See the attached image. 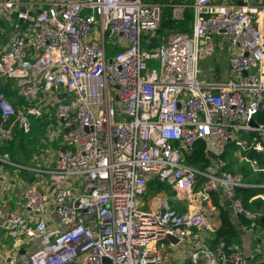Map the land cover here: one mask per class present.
<instances>
[{"label": "built area", "instance_id": "2783aa9c", "mask_svg": "<svg viewBox=\"0 0 264 264\" xmlns=\"http://www.w3.org/2000/svg\"><path fill=\"white\" fill-rule=\"evenodd\" d=\"M35 6L19 11L18 0H0V14L19 22L0 53V79H12L29 99L38 92L49 97L68 132L53 167L8 163L52 188L22 190L32 219L4 214L0 205V227L13 245L34 246L23 263L164 264L170 235L195 245L192 264H254L224 243L201 247L191 231L209 230L194 202L218 191L247 229L264 217L244 207L237 191L249 188L245 176L228 172L221 160L233 144L264 177V165L250 156L264 157V125L254 119L264 110V0H37ZM165 8L174 22L190 11L192 31L157 39ZM215 36L228 43L225 81L200 78V61L216 53ZM40 115L33 106L18 111L0 91V142L13 141L16 125L28 133L30 118ZM197 142L215 157L210 174L186 159ZM199 180L205 181L196 192ZM150 181L169 185L188 209L178 213L165 199L144 204ZM49 209L56 225H49Z\"/></svg>", "mask_w": 264, "mask_h": 264}, {"label": "crops", "instance_id": "0c3cea01", "mask_svg": "<svg viewBox=\"0 0 264 264\" xmlns=\"http://www.w3.org/2000/svg\"><path fill=\"white\" fill-rule=\"evenodd\" d=\"M36 1L37 0H18L19 11H23L24 6H26L33 12L35 8L37 9V6H35ZM15 22L19 23L16 16L8 19L0 14V53L6 49L9 39L14 33L13 25ZM211 68L214 69V67ZM225 71H227V66ZM225 71H223V74V72L217 68L215 69V72L209 73V76L206 79L225 81L228 78ZM223 75L224 77L226 76V78L221 80V76ZM0 91L5 93L9 102L18 111H25L29 106L40 109L41 115L39 117L32 116L30 118L31 126L37 122L45 124V132L42 137H39L37 145L32 148L31 156L27 160L21 158L18 165L26 168L53 167L58 153L66 148V132L61 129V126L55 120L53 101L44 94H41V92H38L32 99L23 96L18 93L16 84L12 79H0ZM14 128L16 129L18 126L16 125ZM249 136L250 135L242 134L243 138H249ZM234 149H237L234 145L228 144L226 146L224 155L221 157L224 169L232 173L242 172L229 171L228 168L244 165L247 171L244 169V172L242 173L245 176L246 184L249 186L247 189L264 190L262 187H257L258 185H264L263 175L252 172L249 165L245 163L241 157H232L230 151ZM250 156L258 158L259 162L264 165V157L252 154H250ZM208 159H210V161L213 160L212 157ZM8 163L12 162L9 159L0 162V174L2 176L0 182V205L2 212L4 214L15 212L32 219L24 208L21 192L28 186H35L47 192L51 191L52 188L50 181L25 170L18 172ZM254 178L256 180H253ZM198 183H200V180ZM198 183L195 188L200 190L201 184ZM167 191L173 193L171 188ZM195 191L197 192V189H195ZM161 199L167 200L164 195L161 197L155 196L152 198V202L149 200V206H154ZM226 201L227 199L223 191L211 193L208 201H199L196 199L194 206L206 217L209 224V230H192V234L198 238L199 244L202 245L201 247L203 248L212 250L219 243H224L225 245L238 249L250 262L259 264L260 254L264 251V222H261V220L256 228L247 229L245 227L247 223L242 222L243 217L236 218L232 213L227 211L229 220L237 231V236L233 238L230 244L221 241V239L216 241V233L221 227L220 208L224 207L225 210H227L225 207ZM246 205L250 207V209L248 208L249 210L258 211L264 216V193L250 198ZM169 206L178 213H183L188 209L186 204L177 200L176 197L175 203L172 205L169 204ZM47 220L50 226L57 224L56 216L51 209L48 211ZM33 248V244L30 243L14 246L13 242L8 237L6 230L0 227V264H9L10 262L13 264H24L22 256L28 254ZM189 250H195V245L188 241L180 242L177 245L173 244V246H171L170 242L166 240L163 247L164 264H192L188 258Z\"/></svg>", "mask_w": 264, "mask_h": 264}, {"label": "trees", "instance_id": "16d2710c", "mask_svg": "<svg viewBox=\"0 0 264 264\" xmlns=\"http://www.w3.org/2000/svg\"><path fill=\"white\" fill-rule=\"evenodd\" d=\"M167 1V0H165ZM192 20V14L190 11L186 12V17L183 22H174L170 20V10L168 8L163 9V16L161 19V25L157 34H164L171 30H178L183 33H190L192 28L190 27V22ZM255 121L258 124L264 125V110L255 116ZM15 129V128H14ZM45 132V124L42 122L34 123L31 126V129L28 133H23L22 130L18 127L14 130V139L11 142H0V158L4 155L8 156V159L12 163L18 164L20 159L27 160L31 156L32 148L37 145L39 137L43 136ZM186 159L189 163L195 164H203L202 169H205L210 164V159L205 154V146L203 142H197L193 146L192 154L186 156ZM242 172H244L242 170ZM155 185L151 187L157 192H161L163 190H170V186L164 183H160L158 181L150 182ZM149 183V184H150ZM149 187V185H148ZM264 193V190H253V189H240L237 191V195L242 199L244 207L249 208L246 203L250 198ZM228 212L224 207L220 208V220L221 227L216 233V241L221 239V241L230 244L237 236V231L234 228V225L231 223L228 217ZM243 223H247L246 220L242 218Z\"/></svg>", "mask_w": 264, "mask_h": 264}, {"label": "rangeland", "instance_id": "374dc122", "mask_svg": "<svg viewBox=\"0 0 264 264\" xmlns=\"http://www.w3.org/2000/svg\"><path fill=\"white\" fill-rule=\"evenodd\" d=\"M163 35L164 34H160V35L158 34L157 35V39H159L160 37H163ZM212 44H213L214 48L216 49L215 50L216 51L215 55L212 56V57H209V58H207L205 60L200 61V69H201V72H202V74L200 75V78H202V79L208 78V76H209L208 70L211 67H214V68L217 67L220 71L223 72V71H225V68L227 66V58H228V55H229L227 41H225V39H223L222 37H216L215 36L212 39ZM250 73L256 74L257 71L253 70ZM223 74H224V72H223ZM224 78H226V76L225 77H224V75L221 76V80H223ZM230 145H233V144H230ZM230 155L232 157H236L237 158V157H240L241 153H240L239 150L234 149V150L230 151ZM214 163H215V161L211 160L209 166L207 168H205V169H202L203 164H195V167L197 169H199V170H203L205 173H209L210 174V173H212V169H213ZM244 169L247 171V169L244 167V165H239L237 167L228 168L229 171H242ZM253 180H256V179L254 178ZM203 181H205V180H200V183H198V184H201ZM150 182H153V181H150ZM152 185H154V184L150 183L149 187H147V189H146V193H145L146 196L143 197L144 204H146V202L148 200H150L152 202L153 201L152 198H154L155 196L161 197L163 195L166 197V199H167V201H168V203L170 205L175 203V197H174V194L171 191L163 190L161 192H157V190H154L151 187ZM154 188H155V185H154ZM195 189H197V191L199 190L198 188H195Z\"/></svg>", "mask_w": 264, "mask_h": 264}, {"label": "water", "instance_id": "95a60500", "mask_svg": "<svg viewBox=\"0 0 264 264\" xmlns=\"http://www.w3.org/2000/svg\"><path fill=\"white\" fill-rule=\"evenodd\" d=\"M241 4V3H240ZM190 26H192V24H190ZM110 62V60H109ZM245 74V73H244ZM60 99L64 98V94H61L59 96ZM251 125L253 126H256V123L254 121L251 122ZM65 132L67 133L68 130L66 129ZM208 157H212V158H215L214 155H212L210 152L207 153ZM225 207L227 209V211L229 213H232V208L230 207V201H226L225 203ZM261 222H264V217L261 219ZM166 240L169 241L170 243L172 244H175L177 245L179 243V240L176 238V237H173V236H170V235H167L166 236ZM104 262L105 264H109L108 260L107 259H104ZM259 264H264V263H259Z\"/></svg>", "mask_w": 264, "mask_h": 264}]
</instances>
